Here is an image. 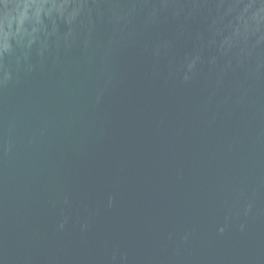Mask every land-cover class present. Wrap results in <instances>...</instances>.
I'll return each mask as SVG.
<instances>
[{
	"label": "water",
	"instance_id": "95a60500",
	"mask_svg": "<svg viewBox=\"0 0 264 264\" xmlns=\"http://www.w3.org/2000/svg\"><path fill=\"white\" fill-rule=\"evenodd\" d=\"M74 7L0 58V264H264V0Z\"/></svg>",
	"mask_w": 264,
	"mask_h": 264
},
{
	"label": "clouds",
	"instance_id": "9594fccd",
	"mask_svg": "<svg viewBox=\"0 0 264 264\" xmlns=\"http://www.w3.org/2000/svg\"><path fill=\"white\" fill-rule=\"evenodd\" d=\"M12 4L15 6L6 7L3 14L0 15V58L4 56L5 53L9 52L10 45L9 40L12 36H19L23 38L28 36L30 39H35L36 29H33L32 33H28L24 27L25 21H30L35 19L39 23V18L41 13L48 15L50 17H58L63 19L66 23L71 24L73 20L78 15V8H73L72 11L69 9V0H0V4ZM33 10V15L29 16V11ZM53 25H55V19L52 20ZM16 25L15 33H12V25ZM5 26H7L8 31H5ZM45 45H41V52ZM8 77L5 75L4 80L6 81ZM2 82V81H0ZM221 233L223 229H220Z\"/></svg>",
	"mask_w": 264,
	"mask_h": 264
}]
</instances>
